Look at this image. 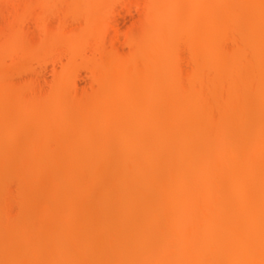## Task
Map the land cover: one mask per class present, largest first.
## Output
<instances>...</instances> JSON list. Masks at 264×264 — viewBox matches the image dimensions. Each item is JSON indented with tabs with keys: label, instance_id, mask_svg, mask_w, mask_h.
<instances>
[{
	"label": "bare ground",
	"instance_id": "1",
	"mask_svg": "<svg viewBox=\"0 0 264 264\" xmlns=\"http://www.w3.org/2000/svg\"><path fill=\"white\" fill-rule=\"evenodd\" d=\"M65 1L67 2V6L65 2V6L63 8L67 7L66 8L67 10L64 9L67 12L64 11L63 12L66 15H69L70 13L71 16V13L75 14L74 12L83 10L82 8L86 0H65ZM88 1L87 3L89 5V11H91L93 15L92 23H89V25L91 24L90 27L92 28L91 29L92 33L94 32L93 35L99 38L101 37L100 34H102L100 32L101 31L100 29L103 28L99 24V21H101L100 18L102 14L105 12V9L103 7L104 5L105 7L106 5H109V1L111 0L109 1L88 0ZM174 1L176 0H152L147 4L148 8L146 9L148 10V12L142 11L143 13H147L146 15L141 14L144 15L143 21L147 23V26L149 24L151 25L148 31H146L148 27L145 26L147 28H144L145 31L144 33H142L144 35L141 36L142 38L143 37L146 38L143 39L148 43L149 51L146 50L144 47L143 48L145 49L146 52L144 51V49H142L144 52L141 51V49L137 47L138 45L134 47L135 46L134 42L137 43L139 39L137 40L138 38L137 37L134 41V39H132L131 37L132 35L131 36L129 35L130 40L132 39L131 42H133L134 45L131 46V50H130L131 53L127 55L128 57L124 56L122 58V56L120 57L115 54L114 55L111 54L110 56L108 54H105V57L103 56L104 58L102 57L103 59L102 58L100 59L101 60L100 64L98 66L95 64V66L97 67L94 66L95 70H93V75H94V81L97 84L95 86L97 88L98 95L96 96L95 98L96 100H94L95 101L94 103L97 105H103V107L107 105L105 111L103 113H100V115L102 114L101 115L102 121L100 123V126L97 127L95 130L91 128L92 130H94L93 133L92 132L91 133L95 137L96 141L93 142L91 138L90 140L88 139V141H91V143L92 142L93 143L91 144L89 142V146L86 147V149L83 152V155L80 152L76 151L75 150L76 148L73 149L74 147L66 151V153L73 160V164L68 169V171H66L65 168V171L67 173L64 170H61L62 172L64 171L66 173L64 176H62V178L64 177L65 178L61 181V184L59 186L61 189L57 188V190L56 189L53 190L51 194H49V196L45 198V201L46 203H48L49 201L58 202L60 198H62L64 201H66L68 207L66 212L60 215L62 219L61 221L64 222V220H66L67 218L69 219L72 218L73 220L75 218L73 217V214L76 212L75 210H77L78 208L77 209L73 208L75 206L72 207V204H74L76 201V203L79 205L78 202L80 201L78 200L79 199L81 200L83 194L84 195L91 194L89 193L90 192L89 185L91 184V180L94 182L95 180H98L99 181L98 185L100 186L101 181L103 182V179L105 178L107 179L106 174L108 172L112 175L111 177L108 176V178L109 177H110L109 179L113 178L111 179V181L112 180L113 181L109 182L110 184L106 182V185L101 183V186L99 187L100 188L99 200H101L102 197L104 201V202L100 201V203L101 202L103 203V204L101 203L103 205L101 207L102 208L101 210L105 211L110 209L109 213H111V210H113V212L117 215V220L119 219V221H114L116 217H111L112 215L111 213L110 216H106L105 219L102 218L103 220L101 221L92 220L94 222L93 223L90 222L93 224V227L91 224L92 228L91 227L90 228L92 230V233H94L93 235H91V238L96 237L93 243H96L98 238L101 244H103L102 240L104 242L103 246L101 244L100 246H98V248H101V250H99L101 251L100 254L97 251L99 257L100 255L103 256L104 254L103 256V259H105L104 261L108 262L116 257L118 261H115V263L113 264H219V263L220 264H264V159L259 158L262 156V154H264V144H262L263 145L262 146L254 142L255 144L254 145L250 141V139L248 140V138H246L249 135L248 134L249 131L248 132L245 131L246 129L244 127H241L240 129L241 131L240 130L237 131L239 129V128L237 129V127L239 126L236 124L237 123L239 124V122L236 123L235 121L236 119L235 114L238 115L239 113V112L236 113V111H238L237 109L239 108V107L236 108L238 106L237 105L238 102L241 103L243 101L244 104L241 103L239 104V106L241 105L242 108L244 109V105L247 103L248 99L250 98L249 97L250 93H248L249 96L245 93L246 94L245 98L241 96L242 86H244L245 84L248 85V83L250 85L251 83L254 82H256L257 84L260 83L259 85L264 84V62H263L264 60L260 59V62L262 63H260L261 68L260 71L258 72L259 75H257V77L255 75L253 76L252 75L253 72L251 73V69H250V65L252 64L250 63V61L253 60V58L251 57V60H249L251 51H249L248 53V47H249L248 43H250V47H253L254 45L252 46V43L255 37L257 38L256 42L262 44L260 46L264 47V0H254L257 1L254 2V4L258 3L255 4L254 7V8L257 7L256 8L257 11L255 9L253 10V12L254 11L256 12L255 14L256 17L254 16V14H252L256 18V28L254 27L253 28L254 30H252V27L250 28L248 27L247 32L253 34L255 37L251 36V38L253 37L252 39L249 38L250 36L249 37L247 36V39L246 36L240 37V39H237L236 41L237 42H239V40L240 42L243 41V43L245 42L244 43L245 45L244 44L240 45L239 43L237 44L235 43L237 45L235 46L236 48L233 47L234 49L232 48L233 50L230 49V51L229 50L227 51L225 49L223 50L224 47H222V41L224 39H227L228 36H230L231 38L233 34L232 31L234 27L232 28L231 35L230 33H226L231 30L228 29L233 23L235 25L234 22L235 18L233 15H231L233 14L231 13L232 12L231 8H235L233 7V5L235 6L238 4L237 8L238 6L241 8L239 9L240 15L242 14L243 16H245V13L247 11L246 9L253 7L251 6L252 0H200L199 2L198 0H196L198 4L196 3L195 4L196 6L192 4V6L188 11V15L190 19L193 18L196 19L197 17L198 22H196L192 26L186 25V27L182 31L183 32L182 34L181 32L179 33L177 32V30L173 29L175 21L172 19H176L175 16L177 15V14L175 15V12L177 11L176 10L177 7L174 5L175 3ZM50 2H48V0H18V1L16 0L17 4L13 3L12 5V3H10L12 5L10 8L15 13H18L19 10L22 9L24 10L25 4L31 3L30 5L34 4L37 7H39V9L42 12H44L45 11L44 8L46 7L49 8V6L46 5L47 4L49 5ZM63 5L61 4V6ZM88 5L85 6V10H88L87 9ZM144 8L143 10H145ZM32 9L34 11L33 7ZM47 10L48 9L46 8V11ZM14 12L12 14H15ZM86 12L88 13V11ZM8 13H10V11ZM12 14L10 13V16ZM76 14L73 17H75ZM24 15L27 14L24 12ZM24 15L22 16V18H24ZM13 16H11V18ZM62 17L64 16L62 15ZM5 18H3V20ZM17 18L19 21L20 18L19 17ZM48 18L49 16L47 15V19ZM64 18L66 19V17ZM36 20L38 19L36 18ZM60 20L62 19H59V21ZM171 20L174 21L173 24ZM10 21L11 23H14L13 18L12 20L10 19ZM10 21L7 20L6 22H10ZM250 22L252 23V21ZM100 23L103 24V22ZM8 24L9 23L7 24L5 23V25L2 24L4 25L3 27L0 26L1 29L0 36L2 40V43L0 42V44L2 45L1 48H3L4 50L6 49L8 51V54L10 51H12L10 52L11 53L10 55L14 56L13 54L15 52L13 53V50L17 49V46L18 45L20 46V44L23 42L22 34L25 33L27 29H25L24 31L22 30L24 28L21 27L22 31H20V28L18 31L15 30L14 27H12V25L10 24L8 25ZM246 24H249V22H247ZM254 24H252V26ZM98 25H100L102 28L99 29ZM90 27L88 29H90ZM98 29L100 31H97ZM47 30H50L52 33L47 35L48 37L47 45L50 46V44L52 45L54 44L53 47L50 46L49 48L51 47L55 48V44L58 43V38L56 35H54L55 31L53 32L52 28L51 29L47 28ZM236 30H237L236 32H239L238 29ZM28 32L29 31L25 33L26 37H30L27 36ZM84 32L85 34L87 33L86 28ZM46 34H44V36H46ZM25 35L23 37H25ZM234 35L242 36L243 34L238 33L237 35V33L234 32ZM31 36L33 35L31 34ZM112 36L113 35L111 34L110 37L112 38ZM32 38L34 39V37H31V39ZM44 38L46 39V37ZM111 38H109V41L111 40L109 42L110 43L109 45L111 47V50L112 48L113 50H115L113 45L111 44L113 43L114 40L112 41ZM31 39L28 40L29 44L31 43L30 41H32ZM61 39H63V37ZM73 39L74 40L72 41H76L75 38ZM84 40L85 39H83V41ZM97 40L99 39H96V43L98 45ZM176 40H179L186 48L190 56V60L192 62L191 63L192 67L190 69L191 71L188 69L190 72L188 74L189 86L188 88L185 89V92L182 94L180 92L181 90L179 91L180 87L178 83L180 81L178 82L179 80L178 78L183 76L177 77L179 76V74L170 75L172 72H174L171 70V68L170 69L167 68L169 69V71H172L171 73H169V71L167 70L169 73L167 75L165 72L166 70L164 69L165 66L164 67L162 66L163 65L162 62H161L162 64L161 66L156 63V62L159 63L158 59L166 56L167 53L169 54L172 53L171 51H170L171 53L167 51V49L164 48L163 45L164 44L167 45V43L172 44V42L174 43ZM80 41L82 40L80 39ZM42 42H40L41 43L40 45L45 47L46 45L42 44ZM60 42L59 44H61ZM23 43L28 44L26 42ZM32 43L35 45L34 42ZM32 43L30 45V49L35 51L34 48H31V46L35 47L34 45H32ZM83 43L81 44L79 43V46H81ZM62 45L60 46L62 47ZM66 45L67 42L66 44H64V46L67 48V50L70 47V50L68 51H71L72 45L75 46L74 47L75 49L77 48V45H75L74 42L73 44H71V46L69 45V47ZM260 46H259V50H260ZM43 48H41L40 50L38 47V51L40 50L39 53L43 51ZM3 49L2 50L0 49V55L1 53L3 54V52L5 53ZM44 51H46L47 53L46 49H44ZM78 52L79 50L77 51L76 54H78ZM102 55L104 54H101V56ZM261 56H263V54ZM151 60L153 61L155 60L156 64L150 66L149 62H151ZM170 62L171 61H169V63ZM258 67L259 66H257V68ZM106 78L110 79V81L113 83L112 84L113 86L110 87L108 91L104 89L106 90L104 92V90H102V87L105 84L102 85L100 81L102 82ZM111 78H113V80ZM137 79L139 81H136ZM134 80L138 82V84L137 83L135 84ZM181 83L183 84V82ZM66 84H68V82H66ZM99 84L102 86H100ZM31 85L33 86L32 83L31 84L28 83L23 86H27L30 88ZM2 87L0 86V89ZM10 88H12V86ZM2 89H4V87ZM57 89L58 88H56L55 86V88L52 89L51 92H49L50 94L48 95L46 94L47 96L45 97L43 104L45 106H43L42 108L40 107L41 105L40 101H42L43 99L39 95L38 97H36V95L39 92L38 93L34 92L33 94L35 95V97L32 95L34 99L30 100L28 103L26 102V104H23L24 103L23 101L26 100L24 99L26 97L24 91L20 90L21 92L20 91L17 92L18 94L15 93L16 94L15 97L11 95V98L14 97V100L12 99L11 102L13 101L14 103L12 102L13 104L10 106L11 107L10 110H11V114L17 118V121H20L19 119H21V121L25 120L26 118L29 119L28 117L31 116V114L29 115V113L34 109L35 110L39 109L41 111V113L38 114V116L36 115V117H34L35 119L34 123L36 125L35 126L31 125L32 127L30 126L32 131H30V134H28L29 135L28 139L31 138H32L31 140H33V138L34 140L36 139L39 145L43 144L48 138L52 137L54 135L53 130L56 131L54 129L56 128L55 126L58 125L61 126L63 120L66 119L65 113L67 109L63 105L65 103L60 105L61 103L58 104L57 102L56 104L57 93L59 92V90ZM5 90L6 88L2 91ZM247 90L249 89L247 88ZM32 92L33 90H31V93ZM40 94L42 93L40 92ZM260 94H264L263 86H261ZM106 95L110 96L109 98H114L112 99L113 102L110 100L111 103L108 104L109 103L107 102L108 97L106 98L105 97ZM141 98H144L145 100L143 101V104L139 102V99ZM259 100H261V98H259ZM243 112H245V110L242 111V113ZM32 117L33 116H31V119ZM243 118L245 119V116L242 117V119ZM259 120H261V118ZM237 121H239L238 118ZM31 123L34 124L33 121H31ZM241 123L244 124V122ZM25 125L27 126V124ZM235 126H237L236 129ZM241 126L246 127V125H241ZM261 128H262V124H258L256 131L257 133L255 134L256 137H258L259 133L262 132ZM28 129L29 127H27L25 133L26 132L29 133ZM1 137L2 139H4L3 136ZM64 137H65L64 133L62 134L59 133L57 136L54 137V139L56 138L57 140L53 142H55L56 145L58 142L61 144L62 141H65L63 140ZM245 138L247 140H245ZM2 139L0 140V144ZM111 140L112 141L117 140L119 143H121L120 145L121 149L119 148V152H117L120 153L122 156L121 157L122 160L119 161V164L118 163L115 164L113 160L112 162H109V160H111L112 158L111 156H114L115 150H118L116 147L115 149H113V147L111 148V145H108L109 142H111ZM244 140L248 142L250 141L252 143V146L251 147L249 146L251 145V143L245 144L246 142H244ZM6 141L8 142V140ZM10 143H8L9 149L5 148V150L2 148L4 145H1L0 152L2 151L1 152L2 154L0 153V173L1 172L4 173L5 177L7 178V179L5 178L6 180L13 179V181L16 182V185L18 184L17 187L15 188L16 189L20 188L21 191L19 190L18 191L22 192V194L18 195V191H16L17 194L16 192L15 194L17 195V198L22 195L23 199L24 198L28 199L30 195L27 192L29 193L30 191L32 192V190H30L31 189L30 187L32 186L31 184L33 183L34 185L35 184L37 185V182L40 181L38 180V175L42 169V166L40 164L42 159V155L40 153L41 151H39L37 148H34V146L32 147V145L28 144L29 146L27 145V148H25L23 151L24 153L23 159L19 161V164L16 165L17 168L15 167V169L13 170V168L11 167L13 165L11 164L9 166L8 165L9 163H7V161L10 160L8 156L9 154H11V152L9 153V151H12L11 149L12 147H10L12 146V142L10 141ZM117 144L118 143L116 142L115 146H117ZM57 149L58 150L63 149V147ZM83 149L84 148H82V151ZM80 150L81 147L79 148V151ZM63 152H64L63 150L56 151L57 157L61 156ZM16 153L19 155V153L22 152L17 151ZM135 153L138 154L135 155ZM138 155L139 157L138 159H136L137 158L136 156ZM19 157L20 155L17 156L16 159L18 160ZM5 161L7 164L5 163ZM13 161H15V159ZM82 161L89 163L91 165V168L90 166L89 168L92 169V171L89 170L90 172L89 171L88 172L90 174L89 176L93 178H88L89 177L88 176L87 177L88 179L87 178L84 179L86 182L84 180H83L84 182H82L80 178L82 176V166H83ZM116 161L117 160H115V162ZM50 162H54V161H52L51 159ZM101 166L104 168H102ZM97 167L98 168L100 167L102 170H100V168L98 170ZM96 169L99 172L101 171V173L99 174V172ZM103 170H105L106 173ZM102 172L105 173L104 178ZM85 173H87V171H85ZM1 176L3 175H0V177ZM98 181L96 182L98 183ZM6 183H8V181ZM12 185L13 184H11V186ZM69 185L73 187L74 185H76V187L77 185L79 186L77 188L82 195L81 197H79V199L77 198L78 197L77 195L76 197H74L75 201L74 199H72L73 196H75L73 195L75 192L74 193L71 192L73 191L72 190L73 188L72 187L70 188ZM18 186L20 187L18 188ZM57 187H58V183H57ZM65 187L66 189L70 188V191L68 192V189L66 190ZM25 188L28 189V191L23 190ZM1 189L3 190V188ZM35 190L36 187L34 189V192L38 191ZM116 190L119 191L121 190L124 193L121 195L117 193L118 199L116 198L117 196L114 193ZM23 194H27V195H23ZM0 195H1V191H0ZM35 195L33 193L34 197ZM119 195L120 197L121 196L122 197L120 198ZM6 196H8V194ZM3 197L4 196H2L1 198L3 199ZM86 197L88 198V196ZM34 199L36 201V198ZM71 199L73 200V202L72 204L70 202L71 205L69 206L68 201H72ZM4 200L5 197L2 201ZM18 201L20 202V205ZM94 201H96V199H94ZM16 202L18 203L17 206L20 207L21 206L20 199L17 200ZM29 202L30 201H28L27 203L28 205H30ZM42 202H44L43 199L40 200V203ZM9 203L11 205L10 200ZM62 203L63 202L61 201V206H63ZM80 204H81L80 207L79 206L77 207L80 208L79 211H82L81 208H84L86 203L84 202L83 205L82 203ZM23 206L25 207V205H22L21 207ZM87 206L88 205H86V208L84 209L87 210ZM91 206L89 207L91 208ZM0 207L2 208L3 205H1ZM21 207L20 209L22 211L23 209ZM30 208L31 207L29 206V209ZM4 209L6 210L7 208ZM38 209L39 208H37L36 211H38ZM57 210L55 209V207L51 209L47 208L46 206L43 207L42 211H39L40 213L37 214L41 216L42 213V215L45 216L44 218H41L42 221H40L41 219L39 220L40 223L41 222L43 223L44 222L43 219L45 220L46 217L47 219L51 220L50 217H53V215L57 213ZM93 210H95V208L91 209L90 213L91 212L94 213ZM21 211L19 210L18 212L22 214ZM6 212H8V210ZM24 212H25V208H24ZM26 212L28 213L27 215L30 217V219L33 215L35 216V214L37 213L35 212L34 214L33 211L32 213H29L28 210H26ZM137 212L139 213V217L141 216L138 219L137 223L129 225L130 223L128 222L129 224H127V221H130V219L134 217ZM20 213L18 216H20ZM101 213L103 212L101 211ZM140 213L142 214L140 215ZM6 214L5 215L9 217L8 213ZM31 214L33 215L30 216ZM5 215H3V217ZM25 215L26 213L22 218L24 220V221L22 220L23 221L22 223L20 222L21 221L20 218L17 216V218L20 221L16 222V225L20 224L19 226H16L13 223L16 227L13 226L15 228H13L12 233L14 231L15 233L11 235L13 236L12 238L15 242L17 238L20 237V235H18L17 232L21 234L24 232L27 233V231L30 230V228H32V227L30 228L28 227L31 221L28 219L29 223H27L26 219L28 217L27 216L25 217ZM37 215L36 217L34 216L33 217L36 219ZM90 215L94 216V214L92 213ZM90 215L84 217L86 218V221L88 218H89L88 221L92 219L93 216L91 217ZM100 215L99 218L101 217ZM104 215H102V217ZM74 216H76V214ZM109 217L113 218L114 220ZM80 219H82V216ZM49 220L48 222L45 220L46 223L50 224ZM39 221L37 219L36 223L33 222V224L40 225L39 228H42L40 230H43L44 229L43 226L45 227V225H42L41 227ZM5 222H7V219ZM77 224L79 225V223ZM38 225L36 227H38ZM10 226L12 227V225ZM88 226H86V230ZM64 227L66 228V226ZM4 228L5 226L2 227L3 232L6 231L4 230ZM77 228L74 229L73 227V229L71 228L70 230L69 229L65 230L61 228V226L58 227L56 226V228L51 227L50 230L54 229L52 230L54 232L52 231L50 232L48 230L49 233L47 231L46 233L43 234L44 236L42 235L45 240H43V238L40 239V241L48 240V242L42 243V241L41 242L38 241L39 243H36L39 245L40 243H42L43 248H40L35 243L33 244L31 238H27L29 247L27 248V245L26 246L24 245L26 247V250L24 249L25 251L20 256H18L17 252H16L17 253L16 256L15 252L11 251L13 247L12 245H14L12 244L14 243L12 238L11 241L13 242H9L10 240L8 242H5V239L4 241L0 240L4 242L3 244L7 243V245H4L5 246L4 248L3 246L1 247L3 251V253L2 252L1 253L3 255L5 254L7 259L9 258V264H66L65 258L69 260V258L67 257H69L70 254H73L75 258L72 259V257L70 256L71 261L69 260V263L67 261V264H80L81 261L79 262V260L83 258L82 254L94 255V258L92 257L91 259H93L96 262H92L93 260L92 261L89 260L91 264L103 263V261L101 262V260H98L100 258L96 257L94 252L92 253V249L90 248L91 245L87 244L84 240H82V242L80 241L79 244H77L79 241H75L76 244L78 245V247L77 245H75V243L73 244L75 245L74 247L72 245V247L75 249H73L70 246L72 250H75L74 253L72 250L70 251V248H68L66 244L64 245V243L62 244L63 246H60V248H58L59 247L58 245L62 243L61 241L58 242L59 239H61L59 237H62V239L67 237V239H69V237L72 235L74 238L75 237L74 230L76 231ZM31 230L34 231L33 229ZM40 230L37 231L39 235L36 233L38 235L37 237L39 238H41L39 232ZM79 230H78L79 232L76 231L77 234H82L81 228ZM122 230L124 231L125 236H123L124 234ZM8 232L10 233L11 231ZM87 232H89V230ZM135 232L137 233L140 232L139 234H137L138 238L136 236H135L136 238L133 236L136 234ZM32 233L34 234V232ZM126 234L127 236H129L128 239H130L132 236L135 238L133 239L132 243H134L133 246H135L137 250L134 251L126 250V246H127L126 243L127 241L125 239ZM11 235L9 237H11ZM17 235L19 237H16ZM45 236H49V237L47 238ZM91 238H89L88 241L93 240ZM20 239L18 240L20 241ZM65 240L64 242H66ZM134 240L136 241L134 242ZM53 241H55V243ZM56 242L58 243V245ZM67 242H69V240H67ZM46 243L48 244L47 246ZM97 243L99 242L97 241ZM113 244H115L116 246ZM20 251L22 252V250ZM114 253H116L118 257L115 256L116 254ZM80 255L82 256L81 258ZM213 256L218 258L217 263L212 261ZM63 259L65 260V262L63 261Z\"/></svg>",
	"mask_w": 264,
	"mask_h": 264
},
{
	"label": "rangeland",
	"instance_id": "2",
	"mask_svg": "<svg viewBox=\"0 0 264 264\" xmlns=\"http://www.w3.org/2000/svg\"><path fill=\"white\" fill-rule=\"evenodd\" d=\"M7 1V2H6ZM18 1V0H17ZM87 1L88 0H86L85 1V4H84V6H83V10H80V11H78V12H74L75 14H76V16L75 17H73L75 14H73V13H71V16H70V13H69V15H66L64 12H67V11H65L64 9H66V8H63L64 6H65V0H64V2H63V0H51V2H50V0H48V2H50V4L48 5H46V6H49V8L48 7H46L48 10L46 11V8H44L45 9V11L47 12H42L40 9H39V7H37L36 5H30L29 3L28 4H25V7H24V10H23V12H22V10H19L18 11V13H15L14 11H12L11 10V6L13 5V3L15 4L16 3V0H0V26H4L5 25V23L7 24V23H9L10 25H12V27H14V29L15 30H18L19 31V28H20V31H22V30H24L25 31V29H27L26 31H25V33L27 32V31H29L27 34V36H30V37H26V35H25V33H23L22 34V39H23V42H26V43H28V40H30L31 39V37H34V39L32 38L31 40L32 41H30L31 43L32 42H34L35 43V45L32 43V45H34L35 47H33V46H31V48H34L35 49V51L34 50H32V49H30V45H31V43L29 44H25V43H23L22 41V43L20 44V46L18 47L17 46V49H15V50H17V51H15V50H13V55L14 56H11L10 54V52H12V51H10L9 52V54H8V51L5 49H3V48H1V44H0V49L2 50L3 49V51H5V53H6V55H5V53L3 52V51H1V52H3V54L1 53V55H0V86L2 87L3 85V87H4V89L6 88V90L5 91H2V90H4V89H0L1 91H0V137L1 136H3L4 137V139H2V137H1V139H2V141H1V144H0V148H1V145H4L2 148L5 150V148L6 149H9L8 148V143H10V141L12 142V146H10V147H12L11 149H12V151H9V153L11 152V154H9V156H8V158L10 159H8L9 161H7V163H9L8 165L10 166L11 164L13 165V166H11L12 168H13V170L15 169V167L17 168V166L16 165H18L19 164V161H21L22 159H23V155H24V153H23V151H24V149L25 148H27V145L29 144V145H32V147L34 146V148H37L39 151H41L40 153H41V155H42V159H41V166H42V169H41V171H40V173H39V175H38V180H40L39 182H37V181H35V182H37V185L35 184H31L32 186L30 187L31 189L30 190H32V192L30 191V193L29 192H27L29 195H30V200H29V198L27 199V198H24L23 199V197H22V195L20 196L21 198H22V200H21V198L20 197H18L17 198V192L16 191H21V189L19 188L20 186H18V188L19 189H16L15 187H17V185H16V182L15 181H13V179H8V180H6L7 178L5 177V175H4V173H0V175H3V176H1L0 177V184L2 185H0V187L1 188H3V190L0 188V191H1V197L2 196H4L5 197V200L4 201H2L3 199H4V197H3V199L0 197V200H1V202L2 203H4V204H2L1 202H0V206L1 205H3V207L4 208H7L6 210L2 207H0V209L2 210H0V212H1V215L3 214V215H5L6 213H8V216L9 217H7L6 215L3 217V215L1 216L0 215V231L2 230V227L3 226H5V228H4V230H6V231H4L3 232V230L0 232V236L2 237V239H1V237H0V240H3L4 241V239H5V242H8L9 240V242H13L14 240H13V236L11 235V234H14L15 233V231L12 233V231H13V228H15L16 226H19L18 224L16 225V222H18V221H20L21 223L24 221L22 218L24 217V214L26 213V215H25V217L27 216L28 218L26 219V221H27V223H29V220L32 222H30V224H29V228L30 227H32V228H30V230L31 229H33L34 231H32L31 230V232H30V230H28L27 231V233L26 232H24V233H19V232H17L18 233V235H20V237L17 235L16 237H19V238H17V240H16V242L14 241V243H12V244H14V245H12V246H10V247H12V249H11V251L12 252H15V254H16V256H17V253H18V256H20L25 250H26V245H27V248L29 247L28 246V241H27V238H31V241H33L32 243L34 244H36V243H39L38 241H40V239H42L43 238V234L44 233H46L48 230L51 232L52 230H54V229H51L50 230V228L51 227H55L56 228V226L58 227V226H61V228H63V229H73V227H74V229H76L77 227H79V228H77V230L76 231H78L80 228H81V230H82V234H77V232L74 230V235H75V239L73 238V236L71 235L70 237H69V239H67V237H65V238H63L62 239V237H59V238H61V239H59V241L58 242H62L61 244H59L58 245V243H57V245L59 246L58 248H60V246H63L62 244L64 243V245L66 244L67 246H68V248H70V246L72 247V245L75 243V245H77V244H79L80 243V241L82 242V240H84L87 244H89V245H91L90 246V248L92 249V253L94 252L95 253V256L96 257H99V255H98V252H99V254H100V252L101 251H99V250H101V248H98V246H100V240H99V238H98V242L99 243H97V241H96V243H93V241H94V239L96 238V237H94V238H91V235H93L94 233H92V230H91V228L93 227V222L96 220V221H101V220H103V219H105L106 218V216H110L111 215V213H112V215H111V217H116V219L114 220L113 218H111V217H109V218H111V219H113L114 221H119V219L117 220V215L113 212V210H111V213H109L110 212V209L109 210H101L102 208V202H104L103 201V199H102V197H101V200H99L100 199V194H99V187L101 186V183L102 184H104V185H106V182L108 183V184H110L109 182H112L111 181V179H113V178H111V179H109L112 175L110 174V173H108L107 172V174H106V177H107V179L105 178V179H103L104 177H105V170H103L104 172H102V174L104 175L103 176V182L101 181V183H100V186L98 185L99 184V181L98 180H95V179H93V180H95V182L96 181H98V183L96 182H94V181H92L91 179H89V180H91V184H93V185H89L90 186V192L89 193H91V194H89V195H84L83 194V196L81 195V192H79L78 191V188L77 187H79L78 185H77V187H76V185H74V187H76V188H74L73 186H70V188L72 187L73 189V191H71V192H75L73 195H75V196H73V198L72 199H74V197H76V195L78 196L77 198L79 199V197H81V200L79 199H77L78 201H80V202H78L79 203V205L76 203V201H75V199H74V201H75V203L74 204H72V202H73V200L72 201H68L69 202V206L72 204V207L73 206H75V207H73V208H75V209H77V210H75L74 212V214H73V217H75L73 220H72V218H67L66 220H64V222H62L61 220V214H64L65 212H66V210H67V207H68V205H67V203H66V201H64L62 198H60V200L58 201V202H56V201H49L48 203H46V201H45V198H47L48 196H49V194H51V192L53 191V190H57V188L59 189L60 187V184H61V181L65 178H62V176H64L67 172L66 171H68V169L71 167V165L73 164V160L71 159V157L66 153V151H68L70 148H73V149H75L76 151H78V152H80L82 155H83V152H84V150L86 149V147H88L89 146V142L91 143V141H88V139L90 140V138L92 139V141L94 142V141H96V139H95V137L92 135V133H93V131L97 128V127H99L100 126V123H101V121H102V118H101V115H100V113H103L104 111H105V108H106V106L105 107H103V105H97V104H95L94 102V100H96L95 98H96V96L98 95L97 94V88H96V86L95 85H97L96 83H95V81H94V75H93V70H95V67H97L99 64H100V62H101V58L104 56L105 57V54H108L109 56L112 54V55H118V56H122V58L124 57V56H127L128 54H130L131 52H130V50H131V46H133L134 44H135V46L134 47H136L137 45V47L139 48V49H141V51H143L142 49H146V50H148L149 51V47H148V43L144 40V39H146L145 37H141L142 35H144V34H142V33H144V31H145V29L144 28H147V30L146 31H148L149 29H150V24L147 26V23H145L144 21H143V18H144V15H141V14H147V13H143V12H148V10L146 9V8H148V6H147V4L150 2V1H152V0H111V1H109V5H106V7H105V5H104V9H105V12L102 14V16H101V21H99V24L103 27H101L100 25H98L99 27V29L100 28H102V29H98L97 31H100L102 34H100L101 35V37H99V38H97L95 35H93L94 34V32L92 33V31H91V24L89 25V23H92V20H93V18H92V13H91V11H89V5H88V3H87ZM200 0H198V2H199ZM89 2V1H88ZM175 3H174V5L177 7V13L175 12V17H176V19H172V20H174V21H172V24H173V22L175 23L174 24V27H173V29H175V30H177V32H181V34L183 33L182 31H183V29L186 27V25H193V24H195L196 22H198V18L196 17V19L195 18H193V19H190L189 18V15H188V11H189V9H190V7L192 6V4L193 5H195L197 2H196V0H176V1H174ZM252 2V4H251V6H253V7H250L249 9H246L247 11H246V13H245V16H243L242 14L240 15V10L239 9H241L239 6H238V8H237V5H233V7H235V8H231L232 9V12L231 13H233V14H231V15H233L234 16V22H235V25H234V23L229 27V29L228 30H230V31H228V32H226V33H230V35L232 34V32H233V34H232V36H231V38H234V39H231L230 38V36H228V38L227 39H224L223 41H222V47H224L223 48V50L225 49V50H229L230 51V49L231 50H233L234 48H236L235 46H237L236 44L237 43H239L240 45H242V44H244L243 43V41H241L240 42V40H239V42H237L236 40L237 39H240V37H243V36H246V39H247V36L250 38V39H252L253 37H255L253 34H251V33H248L247 32V30H248V27L250 28V27H252V30H254L253 28L255 27L256 28V16H255V14H256V12L254 11L253 12V10L255 9L256 10V8H254L255 7V4H258V3H255L254 4V2H257V1H254V0H252L251 1ZM8 3V4H7ZM10 3H12V5L10 4ZM87 3V4H86ZM144 3V4H143ZM10 4V5H9ZM17 4V3H16ZM61 4L63 5V6H61ZM105 4H106V2H105ZM198 4V3H197ZM9 5V6H8ZM21 5V4H20ZM88 5V10H85V6H87ZM3 6V7H2ZM66 6H67V2H66ZM108 6V7H107ZM144 6H145V8H144ZM196 6V5H195ZM257 6V5H256ZM32 7L34 8V11H33V9H32ZM175 7V8H176ZM194 7V6H193ZM4 8H6V9H4ZM14 8V7H13ZM21 8H22V6H21ZM143 8L145 9V10H143ZM15 9V8H14ZM36 9V10H35ZM62 9V10H61ZM38 10V11H37ZM67 10V9H66ZM103 10V9H102ZM10 11V13L12 14L13 12L15 13V14H12L11 16H13L12 18H13V22L14 23H11V21H10V19L12 20V18H11V16H10V13H8ZM22 12V14L24 15V12L27 14V15H24V18H22V14H21V12ZM30 11V12H29ZM36 11V12H35ZM64 11V12H63ZM86 11H88V13L86 12ZM143 11V12H142ZM257 11V10H256ZM34 12V13H33ZM38 12V13H37ZM49 12V13H48ZM62 14H61V13ZM244 12V11H243ZM22 15H20V14ZM29 13V14H28ZM91 13V14H90ZM7 14V15H6ZM16 14H17V16H16ZM45 14H47L48 16H49V18L47 19V15H45ZM50 14V15H49ZM59 14V15H58ZM96 14V13H95ZM252 14H254V16L252 15ZM8 15H9V17H8ZM46 17H45V16ZM62 15L64 16V17H66V19L64 18V17H62ZM97 15V14H96ZM239 15V16H238ZM6 18H5V17ZM21 16V17H20ZM58 16H59V19H62V20H60L59 21V19H58ZM77 16H78V18H77ZM80 16V17H79ZM95 16V15H94ZM7 17H8V19H7ZM16 17V18H15ZM17 17H19L20 19H19V21H18V18ZM45 17V18H44ZM175 17H173V18H175ZM245 17V18H244ZM3 18H5L4 20H3ZM36 18L38 19V20H36ZM8 21H10V22H6L7 20ZM46 19H47V21H46ZM249 19V20H248ZM1 20H3V21H1ZM15 20V21H14ZM64 20V21H63ZM248 20V21H247ZM250 21H252V23L250 22ZM2 22V23H1ZM100 22H103V24H101ZM144 24H146V25H144ZM247 22H249V24H246ZM17 23H19V24H17ZM255 23V24H254ZM2 24H4V25H2ZM8 24V25H9ZM15 24H17V25H15ZM252 24H254L253 26H252ZM20 25V26H19ZM89 25V26H88ZM249 25V26H248ZM17 26V27H16ZM145 26H147V27H145ZM172 26V25H171ZM184 26V27H183ZM1 27V28H2ZM17 29H16V28ZM21 27L22 28H24V29H22L21 30ZM45 27H47V28H49V29H53L52 31L54 32V35H56L57 36V38H58V43L57 44H55V48H52L53 47V45L52 44H50V46H52L51 48H49L50 46L49 45H47V41H48V37H47V35L48 34H52L51 33V31L50 30H47V28H45ZM90 27V29H88ZM183 27V28H182ZM234 27V28H233ZM85 28H86V31H87V33H88V35H87V33L85 34ZM232 28H233V31H232ZM55 29V30H54ZM236 29H238V31L239 32H236L237 30ZM1 30V29H0ZM47 31V32H46ZM61 31V32H60ZM90 31H91V33H90ZM174 31V30H173ZM232 31V32H231ZM255 31H256V29H255ZM39 32H41V33H39ZM48 32H50V33H48ZM234 32L235 33H237V35H238V33L239 34H243L242 36H236V35H234ZM47 33V34H46ZM253 33H254V31H253ZM31 34L33 35V36H31ZM44 34H46V36H44ZM96 34V33H95ZM113 35L112 36V38L110 37V35ZM178 34V33H177ZM180 34V35H181ZM25 35V37H23ZM41 35V36H40ZM93 35V36H92ZM114 35H115V37H114ZM132 37V39H134V41H135V39L137 38V40L139 39V41H137V43H135L134 42V44H133V42H131L132 41V39L130 40V36ZM229 35V34H228ZM76 36H77V38H79V39H77L76 38ZM79 36V37H78ZM128 36H129V38H128ZM140 36V37H139ZM235 36V37H234ZM251 36H253L252 38H251ZM44 37H46V39L44 38ZM63 37V39H61ZM92 37H94V38H92ZM111 38L112 39V41H113V43H111L112 45H113V47H114V49L115 50H113V48H112V50H111V47H110V41H109V38ZM237 37H239V38H237ZM28 38H30V39H28ZM73 38H75L76 39V41H72V40H74ZM116 38V39H115ZM25 39H26V41H25ZM36 39H38V40H36ZM59 39H60V41H62L64 44H66V42H67V45L66 46H68L69 47V45L71 46V44H73V42H74V44L75 45H77V48L75 49L74 47L75 46H71V51H68V50H70V47H69V49L67 50V48L64 46V44L62 43V42H60L59 41ZM80 39L83 41V39H85L83 42L84 43H86V44H84L82 41H80ZM86 39H87V42H86ZM96 39H99V40H97V42H98V45H97V43H96ZM242 39V38H241ZM256 37L253 39V43H252V46L253 47H250V43H248V53H249V51H251L250 52V59L249 60H251V57L253 58V60H251L250 61V63H252L251 65H250V69H251V73H252V75L254 76H256L257 77V75H259L258 74V72L260 71V63H262V62H260V59L261 60H264V47L263 46H260V45H262V44H260V43H258V42H256ZM0 40H1V36H0ZM45 40V41H44ZM129 40V41H128ZM230 40H231V43H230ZM232 40H233V42H232ZM245 40V39H244ZM36 41V42H35ZM43 41V42H42ZM251 41V40H250ZM1 43H2V40L0 41ZM40 42H42V44H44V45H46L45 47L44 46H41L40 44ZM59 42L61 43V44H59ZM77 42V43H76ZM146 42V43H145ZM249 42V41H248ZM257 43L258 44V46H257V44H255V43ZM79 43L81 44V43H83L81 46H79ZM236 43V44H235ZM49 44V43H48ZM63 44V45H62ZM101 44V45H100ZM130 44H132V45H130ZM140 44V45H139ZM60 45H62V47L60 46ZM96 45V46H95ZM103 45V46H102ZM111 45V46H112ZM231 45V46H230ZM245 45V44H244ZM65 48H64V47ZM101 46V47H100ZM166 46V47H165ZM172 46H174V47H172ZM230 46V47H229ZM239 46V45H238ZM246 46H247V44H246ZM259 46H260V50H259ZM22 47V48H21ZM38 47H39V49L41 50V48H43V51H44V49H46L47 50V53H46V51H41L40 53H39V51H38ZM96 47H99V48H96ZM144 47V48H143ZM163 47L164 48H166L167 49V51H171L170 53L171 54H169V53H167V55L166 56H164V57H162V58H160V59H158L159 60V63L158 62H156L157 64H159L160 66L162 65L163 67L165 66V72H166V74L168 75L169 73H171L172 71H174V72H172L170 75H173V74H176V75H178L179 74V76H177V77H180V76H183V77H180V78H178L179 80H178V84H179V91L181 92V94L182 93H184L185 92V89L186 88H188V86H189V80H188V74L190 73L189 72V70L191 69V67H192V65H191V60H190V56H189V54H188V51L186 50V48L183 46V44L179 41V40H176L174 43L172 42V44L171 43H167V45H163ZM234 47V48H233ZM243 47V46H242ZM148 48V49H147ZM233 48V49H232ZM249 48H250V50H249ZM21 49V50H20ZM23 49V50H22ZM132 49H133V47H132ZM145 49H144V51H145ZM173 49V50H172ZM263 50V52H262V50ZM74 50H75V52H74ZM79 50V52H78V54H76L77 53V51ZM99 50H101V51H99ZM104 52H103V51ZM49 51V52H48ZM106 51H108V52H106ZM143 51V52H144ZM38 52V53H37ZM67 52V53H66ZM99 52V53H98ZM111 52V53H110ZM146 52V51H145ZM72 53V54H71ZM98 53V54H97ZM7 54H8V56H7ZM101 54H104V55H102L101 56ZM263 54V56H261ZM107 55V56H108ZM101 56V57H100ZM106 56V57H107ZM103 57V58H104ZM128 57V56H127ZM165 57H166V59H165ZM102 58V59H103ZM157 60V61H158ZM70 61V62H69ZM165 61V62H164ZM169 61H171L170 63H169ZM257 63H256V62ZM70 64H69V63ZM71 62H72V64H71ZM161 62H162V64H161ZM188 62V63H187ZM258 62H259V64H258ZM264 62V61H263ZM68 63V64H67ZM155 63V60L153 61V60H151V62H149V64H150V66H153V64H156ZM165 63V64H164ZM256 63V64H255ZM95 64L97 65V66H95ZM168 64V65H167ZM190 64V65H189ZM71 65V66H70ZM255 65V66H254ZM95 66V67H94ZM167 66V67H166ZM257 66H259L258 68H257ZM68 67V68H67ZM70 68V69H69ZM167 68H171V70L172 71H169V69H167ZM176 69V70H175ZM178 69V70H177ZM189 69V70H188ZM66 70H67V73H66ZM169 71V73H168V71ZM177 71V72H176ZM191 71V70H190ZM180 72V73H179ZM186 74H187V76H186ZM62 75V76H61ZM69 75V76H68ZM169 75V76H170ZM186 76V78H185V76ZM62 77V78H59V77ZM69 77V78H68ZM255 77V78H256ZM59 78V79H58ZM65 78V79H64ZM63 79V80H62ZM68 79V80H67ZM101 79V78H100ZM100 79H99V81H100ZM112 80H113V78H111ZM186 79V80H185ZM59 80V81H58ZM110 79H105V80H103L102 82L100 81V83L102 84V85H104L103 87H102V90H104V89H106L107 91L110 89V87H112L113 85V83L110 81ZM135 81V80H134ZM136 81H139L138 79L136 80ZM134 82L135 84L137 83L138 84V82ZM188 81V82H187ZM66 82H68V84H66ZM181 82H183V84L181 83ZM14 83H15V85H14ZM21 85H20V84ZM28 83H32L33 84V86L31 85V87L29 88V87H27V86H23V85H26V84H28ZM107 83V84H106ZM114 83H115V81H114ZM13 84V85H12ZM17 84V85H16ZM57 84V85H56ZM182 84V85H181ZM187 84V85H186ZM254 84V85H253ZM256 84V85H255ZM260 84V83H259ZM259 84H257L256 82H254V83H251L250 85H249V83H248V85L247 84H245L244 86H242V89H241V91H242V95L241 96H243V98H245V96H246V94L249 96V94L248 93H250V98L248 99V101H247V103H246V101H245V105H244V109L242 108V106L240 107L239 106V104H241V103H243V101L241 102V103H239L238 102V106L236 107V108H238L237 110L238 111H236V113H238V115L237 114H235V121H236V123L237 122H239V124L237 123L236 125H238L239 127H237V126H235V129H236V127H237V131H239L240 129H241V127H244L246 130L245 131H249L248 132V137H246V138H248V140L250 139V141L254 144V142H256V143H258L259 145H262V144H264V107H262V106H264V94H260L261 93V86H263L264 87V84L262 85H259ZM100 85V84H99ZM102 85H100V86H102ZM181 85V86H180ZM12 86V88H10ZM55 86H56V88H58L57 90H59V92L57 93V98H56V104H57V102H58V104H60V105H62L63 103H65V104H63L65 107H66V109H67V111H66V116H65V118L66 119H64L63 120V122L61 123V126L60 125H58V126H55L56 128H54L56 131H54L53 130V133H54V135L52 136V137H50V138H48L43 144H41V145H39V143H38V141L36 140H34V138H33V140H34V143H33V140H31V139H28L29 137V135L28 134H30V131H32V129H31V127L32 126H35L36 124L34 123V121H35V119H34V117H36V115L38 116V114H40L41 113V111L38 109H34L33 111H31L30 113H29V115L31 114V116H33L32 117V119H31V116L30 117H28L29 119H25V120H22L21 121V119H19L20 121H17V118L16 117H14L12 114H11V105L14 103L13 101V103L11 102V100L13 99L14 100V97L16 96V94L15 93H17V92H19L20 90L21 91H24V93L26 94V97L24 98V99H26V100H24L23 102V104H26V102L28 103L30 100H32V99H34L33 97H32V95L35 97V95L33 94L34 92L35 93H38L37 95H36V97H38V95L39 96H41V98L43 99H41L42 101H40L41 103V105H40V107L42 108L43 106H45V105H43L44 104V100H45V97L48 95V94H50L49 92H51L52 91V89H54L55 88ZM99 86V87H100ZM248 86V87H247ZM8 87V88H7ZM54 87V88H53ZM184 87V88H183ZM250 87V88H249ZM60 88V89H59ZM247 88L250 90H247ZM258 88H260V89H258ZM10 89V90H9ZM13 89V90H12ZM29 89H31V90H33V92L31 93V90H29ZM51 89V90H50ZM63 89V90H62ZM244 89V90H243ZM106 90H104V92L106 91ZM10 93H9V92ZM12 91V92H11ZM20 91V92H21ZM240 91V92H241ZM257 91H259V92H257ZM8 92V93H7ZM40 92L43 94H40ZM61 92V93H60ZM6 93V94H5ZM59 93H60V95H59ZM98 93H99V90H98ZM246 93V94H245ZM18 94V93H17ZM47 94V95H46ZM62 94V95H61ZM244 94V95H243ZM257 94H258V97H257ZM11 95L12 96H14L13 98H11ZM60 96V97H59ZM106 98H107V102H109L108 104H110L111 102H110V100L113 102V100L112 99H114V98H109L110 96H108V95H106L105 96ZM263 97V98H262ZM242 98V99H243ZM259 98H261V100H259ZM141 100V101H140ZM250 100V101H249ZM4 101H5V103H4ZM38 101V102H39ZM143 101H145L144 100V98H141V99H139V102L140 103H142L143 104ZM8 102V103H7ZM2 103V104H1ZM244 104V103H243ZM3 105V106H2ZM249 107H248V106ZM40 107H38V108H40ZM246 107V108H245ZM104 109V110H103ZM235 109V108H234ZM241 109H243V110H241ZM261 109V110H260ZM43 110V109H42ZM241 110V111H240ZM245 110V112H243L242 113V111H244ZM259 111V112H258ZM241 112V113H240ZM246 113V114H245ZM5 114V115H4ZM12 115V116H11ZM28 115V116H29ZM98 116V117H97ZM245 116V119L243 118L242 119V117H244ZM13 118V119H12ZM237 118H238V120L239 121H237ZM261 118V120H259ZM138 120V119H137ZM31 121H33V123L34 124H32L31 123ZM77 121V122H76ZM261 121V122H260ZM20 122V123H19ZM21 122H23V123H21ZM241 122H244V124H242ZM18 123V124H17ZM246 123V124H245ZM17 124V125H16ZM25 124H27V126L25 125ZM30 124V125H29ZM99 124V125H98ZM258 124H262V128H261V130H262V132L261 133H259V135H258V137H256V131H257V125ZM32 125V126H31ZM66 125V126H65ZM96 125V126H95ZM241 125H246V127L245 126H241ZM31 126V127H30ZM261 126V125H260ZM27 127H29V133H25V131H26V129H27ZM68 127V128H67ZM94 129V130H92V129ZM67 129H68V131H67ZM62 130V131H61ZM243 130V129H242ZM1 131H2V133H1ZM241 131V130H240ZM56 132V133H55ZM64 133V139L63 140H65V141H67V142H65V141H62V143L60 144L58 141V143H57V145L55 144V142H53V141H56L57 139L55 138L54 139V137L55 136H57L59 133L60 134H62V133ZM92 132V133H91ZM58 133V134H57ZM151 133V132H150ZM4 134V135H3ZM6 134V135H5ZM246 135V136H247ZM71 139H70V138ZM86 138V140H85V138ZM89 137V138H88ZM149 138V137H148ZM245 138V140H247ZM253 138V139H252ZM256 138V139H255ZM0 139V140H1ZM84 139V140H83ZM4 140H5V142H4ZM6 140H8V142L6 141ZM30 140V141H29ZM244 140V142H246L245 144H248V143H251L250 141L248 142V141H245ZM74 143H73V142ZM85 141V142H84ZM72 142V143H71ZM92 142V143H93ZM116 142L118 143L117 144V146H115L116 145ZM261 142V143H260ZM55 145H54V144ZM67 143H68V145H67ZM91 143V144H92ZM113 143H114V145H113ZM252 143H251V145H249L250 147L252 146ZM7 144V145H6ZM11 144V143H10ZM59 144V145H58ZM82 144H83V147H82ZM28 145V146H29ZM70 145V146H69ZM79 145V146H78ZM81 145V146H80ZM108 145H111V148L113 147V149H115V147L118 149V150H115V153H114V156H111L112 158H111V160H109V162H112V160L114 161V163L115 164H119V161H121L122 159H121V154L120 153H117V152H119V148L121 149V143H119L117 140L115 141V140H111V142H109V144ZM255 145V144H254ZM55 146H57V147H55ZM58 146H61V147H58ZM263 146V145H262ZM63 147V149H59V150H63L64 152H63V154L61 155V156H59V157H57V155H56V151H59L57 148H62ZM77 147H78V149H77ZM81 147V150L79 151V148ZM110 147V146H109ZM82 148H84L83 149V151H82ZM15 150H16V152L17 151H21L22 153H19V155H20V157L18 158V160L16 159V157L17 156H19L16 152H15ZM8 151V150H7ZM2 152V151H1ZM0 152V153H1ZM14 154H13V153ZM65 153V154H64ZM117 153V154H116ZM2 154V153H1ZM13 154V155H12ZM80 154V155H81ZM138 154V153H137ZM136 153H135V155H137ZM135 155H134V158H135ZM6 156V155H5ZM13 156V157H12ZM22 156V157H21ZM49 156V157H48ZM52 156V157H51ZM12 157V158H11ZM61 157V158H60ZM114 157V158H113ZM120 157V158H119ZM137 158L136 159H138V157H139V155L138 156H136ZM7 158V157H6ZM56 158V159H55ZM259 158H263L264 159V154H262V156L261 157H259ZM259 158H257V159H259ZM15 159V161H13V160ZM51 159H52V161H54V162H50L51 161ZM117 160L116 162H115V160ZM50 160V161H49ZM6 161H5V163H6ZM12 163H11V162ZM83 162V163H82ZM81 163L83 164V166H82V176L80 177L81 178V181L82 182H84L85 180V178H87L90 174H89V170H91L92 171V169H90L91 168V165L89 164V163H87V162H84V161H82ZM6 163V164H7ZM53 163V164H52ZM60 163V164H59ZM57 164V165H56ZM112 164V163H111ZM121 164V163H120ZM59 165H61V166H59ZM59 166V167H58ZM89 166H90V168H89ZM10 167V168H11ZM63 169H62V168ZM102 167V166H101ZM11 168V169H12ZM65 168H66V171H65ZM98 168V167H97ZM100 168V167H99ZM99 168H98V170H99ZM102 168H104V167H102ZM61 170H64L63 172L61 171ZM97 170V169H96ZM97 170V171H98ZM100 170H102L101 168H100ZM85 171H87V173H88V175H87V173H85ZM89 171V172H88ZM107 171V170H106ZM99 172V171H98ZM64 173V174H63ZM101 173V171L99 172V174ZM108 176H110L109 178H108ZM102 177V176H101ZM6 178V179H5ZM88 178H93V177H88ZM87 178V179H88ZM3 179V180H2ZM108 179H109V181H108ZM4 180H6V181H4ZM10 180V181H9ZM84 180V181H83ZM8 181V183H6ZM105 181V182H104ZM11 182V183H10ZM34 182V183H35ZM58 183V187H57V183ZM86 182V181H85ZM89 183H90V181H89ZM95 183V184H94ZM11 184H13L12 186H11ZM10 185V186H9ZM16 185V186H15ZM95 185V186H94ZM98 185V186H97ZM5 186V187H4ZM36 187V190H38V191H36V192H34V189H35V187ZM38 186V187H37ZM26 188H28V187H26ZM23 189V190H25V191H28V189ZM34 188V189H33ZM70 188L68 189V192L70 191ZM61 189V188H60ZM65 189H66V187H65ZM66 189V190H67ZM76 190V191H75ZM9 193H8V192ZM18 191V195H20V194H22V192H19ZM15 192H16V194H15ZM24 192V191H23ZM37 192H38V194H37ZM79 192V193H78ZM26 193V192H25ZM33 193H34V195H35V193H36V195H35V197L33 196ZM115 194H116V196H117V193L118 194H124L121 190L119 191V190H116L115 192H114ZM3 194V195H2ZM8 194V196H6ZM69 194H71V193H69ZM23 195H27V194H23ZM120 195H119V197H120ZM86 196H88V198L86 197ZM115 196V195H114ZM16 197V198H15ZM38 197V198H37ZM122 197V196H121ZM120 197V198H121ZM8 198V199H7ZM34 198H36V201H35V199ZM82 198H84V199H82ZM117 199H118V196L116 197ZM119 198V199H120ZM19 200L20 199V201H21V206L22 205H25V207L23 206V207H21L23 210L21 211V209H20V207H18L17 206V204L19 203V205H20V202L18 201V203L16 202L17 200ZM44 200V202H42V203H40V200ZM94 199H96V201H94ZM9 200H10V202H11V205H10V203H9ZM13 200V201H12ZM15 200V201H14ZM27 200V201H26ZM33 200V201H32ZM84 200H86V201H84ZM22 201H23V204H22ZM25 201V202H24ZM28 201H30L29 202V204L30 205H28L27 203H28ZM61 201L63 202L62 204H63V206H61ZM92 201V202H91ZM100 201H102L101 203H100ZM119 201V200H118ZM117 201V202H118ZM70 202H71V204H70ZM86 203L85 204V207L84 208H86V205H88L87 206V210L86 209H84V208H81L82 209V211H79L80 210V203H82V205H83V203ZM94 202V203H93ZM121 202V201H120ZM8 203V204H7ZM43 203H45V204H43ZM56 203V204H55ZM43 204V205H42ZM91 204H92V206H91ZM28 207H27V206ZM7 206V207H6ZM10 206V207H9ZM29 206L31 207L30 209H29ZM47 207V208H49V209H51V208H53V207H55V209L57 210V209H59V210H57V213H55L54 215H53V217H50V219L51 220H49V219H47V217H46V221L48 222V220H49V222H50V224L49 223H46V221L43 219V223L41 222L40 223V221H42V219L41 218H44L45 216L44 215H42V213H41V216L40 215H37V214H39L40 212L39 211H42V208L43 207ZM58 206H61L62 207V209H61V207H58ZM77 206H79V207H77ZM89 206H91V208L89 207ZM94 206V207H93ZM98 206V207H97ZM89 207V208H88ZM95 208V210H93L94 211V213L93 212H91L92 214H94V216L92 217L90 214V211H91V209H93V208ZM24 208H25V212H24ZM26 208H28V209H26ZM37 208H39L38 209V211H36V209ZM139 208V207H138ZM32 209V210H31ZM34 209H35V211H34ZM41 209V210H40ZM136 209V208H135ZM8 210V212H6ZM21 211L22 212V214L20 213V212H18V211ZM26 210H28L29 211V213H32V211H33V213L35 214V212H37L36 214H35V216L33 215V214H31L30 216H34V217H36V215H37V218L35 219L33 216L31 217V219H30V217L27 215L28 213L26 212ZM74 210V209H73ZM97 210V211H96ZM100 210V211H99ZM140 210V209H139ZM138 210V211H139ZM12 213H11V212ZM101 211L103 212V213H101ZM3 212V213H2ZM107 214H106V213ZM11 213V214H10ZM17 213V214H16ZM19 213H20V216H18L19 215ZM83 213H84V216H83ZM109 213V214H108ZM138 213V212H137ZM136 213V215H138V216H134V217H132L131 219H130V221H127V224H129V225H132V224H136L137 223V221H138V219L141 217H139V213L137 214ZM14 214H16V215H14ZM76 214V216H74ZM101 214V215H100ZM104 214H106V215H104ZM142 213H140V215H141ZM86 215V216H85ZM88 215H90L91 217H92V219L90 220V221H88V219H87V221H88V223H87V221H86V218H84V217H87ZM98 217H97V216ZM99 215L101 216L100 218H99ZM102 215H104L103 217H102ZM114 215V216H113ZM12 216V217H11ZM15 216H16V218H17V216L20 218V220L17 218V220H16V218H15ZM81 216H82V219L84 220H82V219H80L81 218ZM119 216V215H118ZM7 217V218H6ZM14 217V218H13ZM39 217V218H38ZM58 217V218H57ZM96 217V218H95ZM120 217V216H119ZM35 220H33V219ZM103 218V219H102ZM6 219H7V222H5L6 221ZM13 219V220H12ZM15 219V220H14ZM25 219V218H24ZM29 219V220H28ZM38 219V221H39V223L41 224V227H42V225H45V227L43 226V228L46 230H40V229H42V228H39V226L40 225H38V227H36L37 225H34L33 224V222L34 223H36V220ZM77 219H79V220H77ZM5 220V221H4ZM23 220V221H22ZM68 220V221H67ZM82 220V221H81ZM92 220H94V221H92ZM70 221V222H69ZM76 221V222H75ZM90 222H92V223H90ZM129 222V223H128ZM5 223H6V225H5ZM10 223H12V224H10ZM16 225H14V224ZM46 223V224H45ZM59 223V224H58ZM77 223H79V225L77 224ZM84 223V224H83ZM12 225V227L10 226V225ZM34 225V226H32V225ZM52 224V225H51ZM57 224V225H56ZM88 224H89V226H88ZM91 224H92V227H91ZM54 225V226H53ZM56 225V226H55ZM70 227H69V226ZM78 225V226H77ZM9 227V228H7V227ZM13 226H15V227H13ZM48 226V227H47ZM64 226H66V228L64 227ZM68 226V227H67ZM71 226H73V227H71ZM85 226V227H84ZM86 226H88L87 227V230H86ZM134 226V225H133ZM34 227V228H33ZM76 227V228H75ZM91 227V228H90ZM18 228V227H17ZM16 228V229H17ZM37 228H38V230H40L39 232H40V237L41 238H39V237H37L38 235H39V233H37ZM89 228V229H88ZM9 229H11V230H9ZM89 230V232H87ZM91 230V231H90ZM114 230V229H113ZM115 230H116V228H115ZM119 230V229H118ZM8 231H11L10 233L8 232ZM18 231V230H17ZM49 231H48V233H49ZM80 231V230H79ZM78 231V232H79ZM123 231V230H122ZM6 232H8V233H6ZM32 232H34V234L32 233ZM43 232V233H42ZM52 232H54V231H52ZM94 232V231H93ZM121 232V231H120ZM16 233V234H17ZM38 235H37V234ZM73 233V232H72ZM92 233V234H91ZM136 234L135 235H133L134 237L136 236H138L137 234H139L140 232H135ZM11 235V237H9L10 235ZM31 236H30V235ZM123 234H124V231H123ZM133 234V233H132ZM22 235V236H21ZM29 235V236H28ZM43 235V236H42ZM78 235H80V236H78ZM129 235V234H128ZM4 236V237H3ZM82 236V237H81ZM123 236H125V234L123 235ZM132 236V235H131ZM130 236V237H131ZM132 236V237H133ZM45 237H49V236H45ZM80 237V238H79ZM91 238V239H93V240H91L92 241V243H91V241H88V239L89 238ZM127 237V238H126ZM126 237H125V239H126V243H127V246H126V250H128V251H134V250H137L136 248H135V246H133V244L134 243H132V241H133V239H135L134 237L132 238H130V239H128L129 238V236H127V234H126ZM11 238H12V240L13 241H11ZM21 238V239H20ZM35 238V239H34ZM47 238H46V240H47ZM138 238V237H137ZM6 239H7V241H6ZM18 239H20V241L18 240ZM66 239V240H65ZM125 239H123V240H125ZM34 240H35V242H34ZM43 240H45L44 238H43ZM64 240L66 241V242H64ZM67 240H69V242H67ZM73 240V241H72ZM102 240V239H101ZM122 240V241H123ZM131 240V241H130ZM3 241H0V264H9V258L7 259V257L5 256V254L3 255L2 253H3V251H2V246H3V248L5 247L4 245H7V243H5V244H3L4 242ZM42 241V240H41ZM40 241V242H41ZM75 241H79L77 244H76V242ZM122 241H120V242H122ZM136 240H134V242H135ZM2 242V243H1ZM20 242V243H19ZM24 242H25V244H24ZM45 242H48V240L47 241H42V243H45ZM54 243H55V241H53ZM116 242V241H115ZM114 242V243H115ZM23 245H22V244ZM42 243H40V245L39 244H36V245H38L40 248H43L42 246ZM71 243V244H70ZM91 243V244H90ZM102 243L104 244V242H103V240H102ZM129 243V244H128ZM92 244H93V246H92ZM96 244V245H95ZM103 244H101L102 246H103ZM137 244V243H136ZM135 244V245H136ZM22 245V246H21ZM25 245V246H24ZM48 244L46 243V246H47ZM75 245H73V247L75 246ZM113 245H115V244H113ZM45 246V245H44ZM55 246H56V244H55ZM101 246V247H102ZM112 246V245H111ZM116 246V245H115ZM114 246V247H115ZM124 246V245H123ZM20 247V248H19ZM72 247V248H73ZM77 247H78V245H77ZM76 247V248H77ZM137 247V246H136ZM103 248V247H102ZM14 249V250H13ZM25 249V250H24ZM73 249H75V248H73ZM4 250H6V249H4ZM17 250V251H16ZM20 250H22V252L20 251ZM72 249L70 248V251H71ZM9 251V250H8ZM73 251V253H74V251L75 250H72ZM98 251V252H97ZM2 252V253H1ZM17 252V253H16ZM102 252H103V249H102ZM116 252V251H115ZM70 253H72V252H70ZM2 254V255H1ZM12 254V253H11ZM14 254V253H13ZM103 254V253H102ZM114 254H116V253H114ZM92 255V256H91ZM2 256V257H1ZM4 256H5V259H4ZM70 256L72 257V259H74L75 258V256L73 255V254H70ZM67 257V258H69V260L71 261V257ZM83 256V258H84V260H83V258H81ZM82 256L80 255V260H79V258H78V260H79V262H80V264H91V262L90 261H92L93 259H91L92 257L94 258V255L93 254H82ZM91 256V257H90ZM103 256H104V254H103ZM103 256H101L100 255V259H98V260H101V262L103 261V263H101V264H113V263H115V261H118V259L115 257L114 259H112V260H110V261H104L105 259H103ZM115 256H117L118 257V255L116 254ZM9 257V256H8ZM11 257H12V255H11ZM76 257H77V255H76ZM86 258V259H85ZM12 259V258H11ZM11 259H10V261H11ZM65 260H66V264H67V261H68V263H69V260L68 259H66L65 258ZM65 260L63 259V261L65 262ZM87 260H88V262H87ZM90 260V261H89ZM216 260V261H215ZM7 261V262H6ZM82 261H83V263H82ZM212 261L213 262H215V263H217L218 262V258L217 257H215V256H213L212 257ZM5 262V263H4ZM63 262V263H64ZM92 262H96V261H92ZM96 264V263H95ZM220 264V263H219Z\"/></svg>",
	"mask_w": 264,
	"mask_h": 264
}]
</instances>
